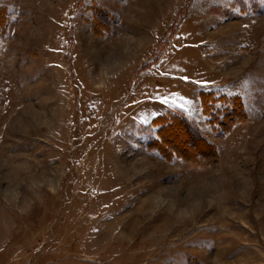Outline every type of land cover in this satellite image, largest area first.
I'll use <instances>...</instances> for the list:
<instances>
[{
	"label": "rangeland",
	"instance_id": "374dc122",
	"mask_svg": "<svg viewBox=\"0 0 264 264\" xmlns=\"http://www.w3.org/2000/svg\"><path fill=\"white\" fill-rule=\"evenodd\" d=\"M0 6V264H264V0Z\"/></svg>",
	"mask_w": 264,
	"mask_h": 264
},
{
	"label": "trees",
	"instance_id": "16d2710c",
	"mask_svg": "<svg viewBox=\"0 0 264 264\" xmlns=\"http://www.w3.org/2000/svg\"><path fill=\"white\" fill-rule=\"evenodd\" d=\"M9 18L7 15V10L5 7L0 6V35H3L4 27L7 24ZM201 101L202 105L205 109V112L211 116L210 122L214 125L221 126L223 130L228 131L230 125H234L236 122L243 120L246 117V113L244 110V105L242 98L239 95H233V96H217V94L213 90H209L206 92H201ZM216 101H222V114L219 116H216L213 113L215 102ZM221 106V107H222ZM221 109V108H220ZM218 115V114H217ZM221 117V118H220ZM158 120L167 121L168 123L165 125V128L171 132L170 136L173 137V139L181 138L179 141H175V146H181L183 149L188 150L189 147L192 145V134L189 135V133H192L190 130L191 127L187 126L185 122H187L186 119L178 118L177 116L171 115V113L164 114L162 116H159L157 118ZM165 129V130H166ZM194 135V134H193ZM187 137V139H186ZM183 138V139H182ZM166 143V142H165ZM171 143V142H169ZM172 144V143H171ZM198 144V143H197ZM197 147V151H199L202 155L203 153L207 152V149H210L211 147L208 146L205 142L201 141L199 143L200 147ZM166 145H168L166 143ZM186 145V146H185ZM197 153V152H196ZM206 156V154L204 155Z\"/></svg>",
	"mask_w": 264,
	"mask_h": 264
}]
</instances>
